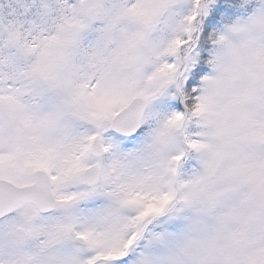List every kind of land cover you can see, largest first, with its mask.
Returning <instances> with one entry per match:
<instances>
[{
	"label": "snow or ice",
	"instance_id": "1",
	"mask_svg": "<svg viewBox=\"0 0 264 264\" xmlns=\"http://www.w3.org/2000/svg\"><path fill=\"white\" fill-rule=\"evenodd\" d=\"M0 264H264V0H0Z\"/></svg>",
	"mask_w": 264,
	"mask_h": 264
}]
</instances>
